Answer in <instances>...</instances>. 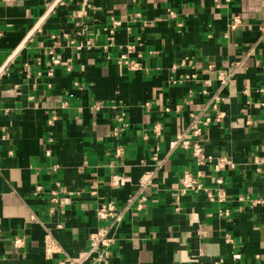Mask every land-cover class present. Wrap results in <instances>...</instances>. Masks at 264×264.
Segmentation results:
<instances>
[{
  "label": "crops",
  "instance_id": "0c3cea01",
  "mask_svg": "<svg viewBox=\"0 0 264 264\" xmlns=\"http://www.w3.org/2000/svg\"><path fill=\"white\" fill-rule=\"evenodd\" d=\"M184 131L211 160L168 145ZM99 226L106 264H264V0H0V264H58Z\"/></svg>",
  "mask_w": 264,
  "mask_h": 264
},
{
  "label": "built area",
  "instance_id": "2783aa9c",
  "mask_svg": "<svg viewBox=\"0 0 264 264\" xmlns=\"http://www.w3.org/2000/svg\"><path fill=\"white\" fill-rule=\"evenodd\" d=\"M4 1H10V0H4ZM229 1V0H226ZM170 15H173L172 11H168ZM237 20V16L234 17V21L231 24V27H234L235 21ZM52 60L54 62L58 61V58L53 57ZM120 61L122 63L127 64L130 68L135 69L139 67V64L137 61H134L130 59L127 55V53H123L120 55ZM52 72V68L48 69L47 74H50ZM232 71L228 70H220L217 74V79L219 82V85H224L231 79ZM217 96H214L215 99H217ZM222 112H220L221 114ZM218 114V116L220 115ZM218 116H216V119H218ZM210 118L206 117L204 119L202 118H193L192 125H193V132L192 134H200V123H206ZM114 130H119V127L114 126ZM184 145L185 147H188V145L191 144V153L193 156H195L196 161H201L203 158H206L207 160H211V154L205 153L203 150L202 144L199 143L198 140L190 141L189 137L186 136V132H181V134H178L174 139L169 140L168 145L170 147H176L178 145ZM190 147V146H189ZM159 162V160H158ZM223 165V157L219 158L218 161L215 163V168H219V166ZM120 179V175L117 173H114L110 177V181L112 183H118ZM152 177H151V171H145L143 174H141L138 178L139 186L144 187L146 184L150 183ZM218 183L221 181L219 179H216ZM181 190L189 189V188H203L205 191V194L208 199L213 201H224L225 199V193L223 190H217L215 193L213 190L207 186H205L202 183H199L196 181L189 170L184 169L182 171V174L179 178ZM41 186L37 185L36 189H39ZM57 191L53 189L50 192L49 201L57 202L59 204H64L65 197L58 196ZM132 194L128 196L126 205L131 202L132 200ZM141 200L144 199V196H140ZM222 212L224 214L228 213L227 208H223ZM96 216L98 218H112V220H119L120 219V213L115 211V204L109 200L107 203H103L100 206L97 207ZM89 243L88 246L79 251L74 257L64 255L60 258H58V264H106L108 262L109 257V246L114 241L112 235H109V227L108 226H99L97 229L92 230V232L89 233ZM15 243H18V240H15ZM54 252V248L51 243L46 244L45 247V253L48 257H51ZM215 264L218 263V261L214 262Z\"/></svg>",
  "mask_w": 264,
  "mask_h": 264
}]
</instances>
